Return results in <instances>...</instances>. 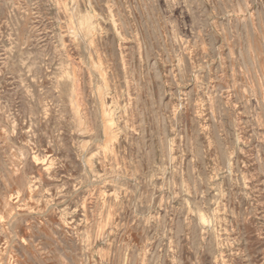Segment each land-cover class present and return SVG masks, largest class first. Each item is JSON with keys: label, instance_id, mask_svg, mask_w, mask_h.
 Wrapping results in <instances>:
<instances>
[{"label": "rangeland", "instance_id": "rangeland-1", "mask_svg": "<svg viewBox=\"0 0 264 264\" xmlns=\"http://www.w3.org/2000/svg\"><path fill=\"white\" fill-rule=\"evenodd\" d=\"M0 264H264V0H0Z\"/></svg>", "mask_w": 264, "mask_h": 264}, {"label": "bare ground", "instance_id": "bare-ground-1", "mask_svg": "<svg viewBox=\"0 0 264 264\" xmlns=\"http://www.w3.org/2000/svg\"><path fill=\"white\" fill-rule=\"evenodd\" d=\"M202 222V221H201ZM203 223V222H202Z\"/></svg>", "mask_w": 264, "mask_h": 264}]
</instances>
